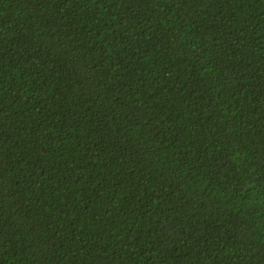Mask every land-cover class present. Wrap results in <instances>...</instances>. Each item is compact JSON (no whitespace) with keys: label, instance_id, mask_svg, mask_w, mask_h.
<instances>
[{"label":"trees","instance_id":"16d2710c","mask_svg":"<svg viewBox=\"0 0 264 264\" xmlns=\"http://www.w3.org/2000/svg\"><path fill=\"white\" fill-rule=\"evenodd\" d=\"M0 264H264V0H0Z\"/></svg>","mask_w":264,"mask_h":264}]
</instances>
